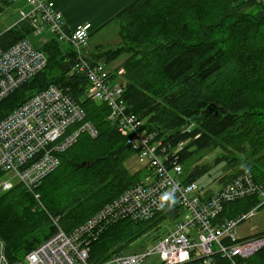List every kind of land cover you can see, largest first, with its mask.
<instances>
[{"label": "trees", "instance_id": "obj_1", "mask_svg": "<svg viewBox=\"0 0 264 264\" xmlns=\"http://www.w3.org/2000/svg\"><path fill=\"white\" fill-rule=\"evenodd\" d=\"M12 1L0 0V14ZM114 22L119 42L98 48L90 58L107 63L129 54L118 66L125 70L122 98L165 144L183 143L175 158L182 166L183 182H196L220 163L229 171L218 183L227 184L244 173L256 184L264 182V3L134 0ZM42 34H35L20 16L0 30V47L27 39L47 59L43 69L0 100V119L55 84L84 109L85 120L97 135L81 132L57 154L58 164L32 191L15 180L10 189L0 190V244L8 262L21 261L58 228L72 232L152 170L140 164L136 171L128 170L125 161L134 149L107 119V105L84 96L85 78L71 71L70 44L65 41L71 49L68 56L60 46L64 40L55 35L49 33L38 43L30 38ZM110 74L114 80L116 74ZM215 151L220 155L210 162L193 163L197 153ZM5 175L0 169V180ZM256 203L255 196L231 200L222 213L235 216ZM180 214L179 207L167 206L149 219L103 222L95 237H86L89 262L98 264L114 253L131 252V243L149 234L154 242L166 232L161 234L159 224L167 219L172 225ZM243 263L264 264V246Z\"/></svg>", "mask_w": 264, "mask_h": 264}, {"label": "built area", "instance_id": "obj_2", "mask_svg": "<svg viewBox=\"0 0 264 264\" xmlns=\"http://www.w3.org/2000/svg\"><path fill=\"white\" fill-rule=\"evenodd\" d=\"M26 2L30 8L20 12V20H26L35 34L50 33L70 44L71 71L85 78L86 98L108 104L107 119L126 137L138 163L152 170L72 232L58 228L21 261H6L0 244V264H92L86 237H95L103 222L121 217L149 219L167 206L179 207L181 214L151 247L114 253L98 264H140L150 255L158 257L161 264H244L263 247L264 232L241 237L236 229L264 207V182L256 184L250 174L244 173L227 184L219 182L211 193L195 181L183 182L182 166L175 159L183 143L165 144L157 130L146 126V120L126 111L122 83L112 80L104 62L86 55L91 25L78 24L65 33L62 15L53 0ZM46 63L45 54L27 39L6 49L0 47V100ZM81 132L97 135L96 128L85 120L84 109L60 86L49 84L22 102L0 119V169L6 172L0 190L10 189L15 180L32 191L58 164L57 154ZM247 196L257 197L249 210L231 217L222 213L225 203Z\"/></svg>", "mask_w": 264, "mask_h": 264}, {"label": "rangeland", "instance_id": "obj_3", "mask_svg": "<svg viewBox=\"0 0 264 264\" xmlns=\"http://www.w3.org/2000/svg\"><path fill=\"white\" fill-rule=\"evenodd\" d=\"M28 10H29V6H27V4L25 3V0H13L7 7L4 8L2 13L0 14V30H4L5 28L13 25L16 21L19 20L20 12L21 11L26 12ZM106 30H107V33L105 34ZM106 30H104L103 32L98 33V34H94L92 36L91 43L94 41H95V43H93L90 46L93 49H95L96 47H98L99 49L102 47L105 48L106 46L107 47H109V46L114 47L119 42L118 41L119 37H118V33H117V27L114 24L108 25ZM48 36H50V35L49 34H42V35H38L36 37L31 36L30 38L31 39L36 38V41L38 43V42L43 41V39H45ZM65 45H67V44H62V43L60 44L61 48H66ZM128 55H129L128 53L127 54H125V53L119 54L113 61L105 63L104 68L106 70H111V71L115 70V68L120 66L121 65L120 63L125 58H127ZM124 71H123V73H125ZM121 75H123V74H121ZM115 80L118 81L119 79H115ZM143 119L145 120V118H143ZM113 126L115 127V125H113ZM200 154H202V157H198ZM216 154H219L218 151L197 153L194 156L193 163L210 162L215 157ZM125 165L127 166L128 170L130 172L137 170L139 163H138L136 157L134 156V154L131 155L125 161ZM228 171H229V168H227L225 164H223V163L217 164V165H215V167L212 168L209 175H202L200 178H198L196 180V183L207 188L208 192L211 190H215L218 187L219 177ZM12 185H13V183H12ZM169 223H170L169 220L166 219L163 222H161V224H159L160 230H164L161 232V234L164 233L165 231H167L168 228L171 226ZM263 231H264V207L257 210L251 219H249L245 222H242L236 229L237 235H239L241 237L249 236V235H252L254 233H260ZM152 237L153 236L151 234H149V238L148 237H140L137 241L131 243L130 246H132L131 247L132 251L136 250V249H133L135 247L141 248V247H137V246H143L145 248L151 247L153 245ZM140 264H161V263H160V259L158 257H156L155 255H150L147 260L142 261Z\"/></svg>", "mask_w": 264, "mask_h": 264}, {"label": "crops", "instance_id": "obj_4", "mask_svg": "<svg viewBox=\"0 0 264 264\" xmlns=\"http://www.w3.org/2000/svg\"><path fill=\"white\" fill-rule=\"evenodd\" d=\"M53 1L56 10L59 11L62 15L63 30L65 33H69L78 24L89 23L91 25L93 33L90 35L88 39V47L86 48V55L88 56V58H90L93 53L97 52L98 49V47L93 49L90 46L93 43H95V41L91 43L92 36L94 34L103 32L110 24H114L117 27L116 23L114 22V18L117 16L118 13H120L124 8L130 5L134 0H53ZM230 1L233 3H238L241 0H230ZM27 6L29 5L27 4ZM106 33L107 30L105 34ZM49 37L50 36L43 39V42L46 41ZM61 43L66 44L67 42L64 41ZM65 46L66 48H62L63 52L64 53L68 52V56H70L71 49L67 47V45ZM117 68H115V70L112 71L109 70V71L114 72L116 74L115 79H119L118 81L122 83L124 81L121 76V73L119 74V70L121 68L119 67ZM138 168L139 166L137 167V169Z\"/></svg>", "mask_w": 264, "mask_h": 264}, {"label": "bare ground", "instance_id": "obj_5", "mask_svg": "<svg viewBox=\"0 0 264 264\" xmlns=\"http://www.w3.org/2000/svg\"><path fill=\"white\" fill-rule=\"evenodd\" d=\"M95 52H96V51H95ZM120 73H121V74L123 73V69H122V68L119 70V74H120ZM103 103H104V102H103ZM105 104H106V103H105ZM106 105H107V107H108V112H109V106H108V104H106ZM126 111H129V110L126 109ZM106 120H107V119H106Z\"/></svg>", "mask_w": 264, "mask_h": 264}, {"label": "water", "instance_id": "obj_6", "mask_svg": "<svg viewBox=\"0 0 264 264\" xmlns=\"http://www.w3.org/2000/svg\"><path fill=\"white\" fill-rule=\"evenodd\" d=\"M222 111H224V110L222 109ZM81 164L83 165V164H85V163H84V162H82Z\"/></svg>", "mask_w": 264, "mask_h": 264}]
</instances>
